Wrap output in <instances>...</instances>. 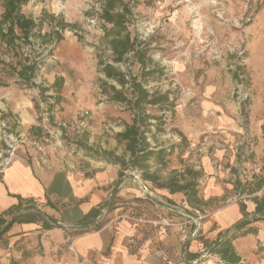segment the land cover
<instances>
[{"label":"rangeland","instance_id":"obj_1","mask_svg":"<svg viewBox=\"0 0 264 264\" xmlns=\"http://www.w3.org/2000/svg\"><path fill=\"white\" fill-rule=\"evenodd\" d=\"M153 1V7L134 12V26L142 40L154 37L151 45L154 49L150 52L152 64L163 72L156 79H151L147 88L172 89L176 107L173 117L167 119L164 131L156 133L155 139L150 134L147 136L153 144L166 148L175 146L167 164L151 162L150 171H158L161 181H165L175 174L177 166L174 163L193 164L203 153L213 157L215 150L212 146H223L226 153L235 156L237 163H243L255 145L250 126L249 98L257 95L258 88L264 83V76L258 75L254 69L263 56L259 49L264 46V0ZM97 9L98 5L93 0H30L23 7V12L35 19H45L42 33L50 31L48 19L51 15L76 24V27L64 29L62 40L50 53V45L35 43L25 47L29 56L38 60L44 58L33 78L32 87L5 76L2 77L5 86H0V95L7 94L9 100L14 99L13 95L35 99L36 127H43L45 135L56 137L75 156L84 154L75 146L77 129H69L73 124L69 118L73 114L80 125L96 121L105 124L110 140L122 122L130 119L124 106L100 93L99 81L104 78L98 71L101 30L96 19L90 17V12ZM234 72H238V79L234 78ZM41 87L48 88L43 95ZM96 106L104 112H98ZM6 109L0 111V152L3 155L13 153L14 147L23 139L15 131L20 118ZM177 130L187 141L180 147H176L181 141ZM45 135L41 137L46 138ZM230 154L223 156V169H227ZM256 167L251 169L256 176L254 178L260 175L255 173ZM228 198H222V203H226ZM193 206L208 212L206 205ZM125 220H119L117 225H124ZM149 233L151 238L152 228ZM188 239L179 243L183 244ZM160 243L158 238V248ZM205 252H200V256ZM167 255L170 262L171 253ZM173 256V264H182L180 253ZM198 264L220 263L213 258H202Z\"/></svg>","mask_w":264,"mask_h":264},{"label":"crops","instance_id":"obj_2","mask_svg":"<svg viewBox=\"0 0 264 264\" xmlns=\"http://www.w3.org/2000/svg\"><path fill=\"white\" fill-rule=\"evenodd\" d=\"M259 52L263 56L254 69L258 75L264 76V46ZM8 97L7 94L0 95V104L8 107H0V111L6 109L20 118L15 131L23 139L14 147L9 164L0 170V215L8 220L13 212L23 219L38 213L43 218L15 220L8 227L0 239V264H164L161 262L162 250L171 253L172 259L167 264H173V255L179 253L182 264H188L195 258L194 255L205 252L207 246L243 217L241 205L247 218L255 216L256 198L260 201L264 188V83L258 88L257 95H250L249 98L250 126L255 145L250 149L247 160L239 164L223 146H212L215 150L213 157L203 153L193 164L174 163L178 173L186 166L201 172L197 178L200 182L199 196L203 200L201 204L208 208V216L197 229L200 234L197 232L195 238L183 244L179 243L182 240L173 229H161L158 233L160 248L152 252L137 250L127 244V238L136 234L149 239L151 228L147 226L139 233L136 224L125 219L124 225H117L121 219H113L100 230L74 236L70 241L65 229L84 227L75 224L88 218L93 209L102 206L101 212H104L112 196L117 200L114 212L121 210L123 201L142 198L138 204L142 214L155 216L161 209L160 213L168 218H184L191 214L193 205L171 210L164 207L158 209L153 202L155 196L163 198L165 204L176 205L184 199V194L156 188L142 180L140 171L125 170L120 176L118 164L85 155H72L56 137L45 135L42 130L41 133L36 132L35 99L13 95L14 99L9 100ZM96 108L98 112H104L99 106ZM69 119L73 122L69 129H77L76 142L94 149L112 150L120 156L126 155L125 143H118L115 138L110 140L105 124L96 121L80 125L75 114ZM124 121H128L127 118ZM121 129L122 124L118 131ZM225 154L231 157L227 169H223ZM254 166L260 168L257 178L251 172ZM256 181H260L258 188L253 186ZM235 183L239 184L238 188ZM234 196L242 198L222 203V198ZM147 197L150 200L146 202ZM31 204L34 208H25ZM49 223L54 226L44 227ZM247 227L254 228L255 232L234 239L232 248L243 264H264V254L255 253L257 244L264 243V220L254 221ZM195 231L193 228L189 231L190 238ZM66 241L69 243L65 247L63 244Z\"/></svg>","mask_w":264,"mask_h":264},{"label":"trees","instance_id":"obj_3","mask_svg":"<svg viewBox=\"0 0 264 264\" xmlns=\"http://www.w3.org/2000/svg\"><path fill=\"white\" fill-rule=\"evenodd\" d=\"M29 1L0 0V49L2 51L1 55L7 57L0 55V86H5L2 82V77L5 76L16 78L23 85L32 87L33 78L39 71L44 58L38 60V58L29 56L25 52V47L27 45L31 47L35 43L39 46L50 45V53L54 46L62 40V31L66 28L76 27V24L66 23L61 17L51 15L48 19L50 31L42 33L41 29L45 19L43 17L35 19L23 12V7ZM93 1L98 5V9L96 11L92 10L93 13L90 12V17L96 19L101 30L98 71L102 73L104 78L99 81L100 93L106 95L110 101L124 106L130 115L129 121H123L122 129L114 134V138L118 143H125L126 155H117L112 150L94 149L79 142L75 143L76 149L90 158L105 159L118 164L121 169L120 176L123 175L125 170L140 171L143 181L153 184L156 188H167L172 193L182 192L189 205H200L203 201L199 196L200 186L197 182V178L201 175L200 171L186 166L181 173L175 172L165 181H161L158 171H150L151 162H156L159 165L167 164L175 146L172 145L166 148L161 144H153L148 141L147 136L150 134L155 139L156 133L163 132L167 119L173 117L176 107L172 89L160 91L147 88L148 82L151 79H156L163 72L152 64L150 52L154 49L151 46L154 37L150 36L148 41L142 40L134 26V12L136 9L151 8L154 6V1ZM120 66H123V69ZM233 75L235 79L239 78L238 72H234ZM55 83L57 85L58 81L56 80ZM245 83L247 84V81ZM47 89L41 87L40 93L43 95ZM42 128L37 126L38 130L36 132L39 133ZM177 131L181 141L176 144V147H180L187 141L184 134L179 130ZM254 186V188H258L260 181H256ZM235 187L238 188L239 184L235 183ZM147 200H150V198L147 197L145 201L147 202ZM116 202L117 200L112 196L104 212H101L102 206L93 209L88 218L75 224V226L87 227L86 230L65 229L69 241L74 236L100 230L115 216L124 212L136 216L143 213L138 205L142 202V198L123 201L121 210L114 212ZM25 208H34V205L31 204ZM240 210L243 217L232 228L227 229L212 244L207 246V258H216L220 264H243L240 256L232 248V241L248 233L255 232L254 228L247 227L250 223L260 219L264 220V188L260 201L256 198L255 216L247 218L248 215L244 212L243 205L240 206ZM16 214L17 212H13L8 220L0 215V230ZM42 218L40 214L32 213V217L23 219L20 216L15 222L34 221ZM93 223L95 225L90 226ZM53 226L52 223L44 224L46 228ZM200 232L199 230L198 234ZM3 234L0 235V239ZM69 241H66L63 246L66 247ZM255 253L264 254V243L257 244ZM194 256V259H196L200 254Z\"/></svg>","mask_w":264,"mask_h":264},{"label":"built area","instance_id":"obj_4","mask_svg":"<svg viewBox=\"0 0 264 264\" xmlns=\"http://www.w3.org/2000/svg\"><path fill=\"white\" fill-rule=\"evenodd\" d=\"M44 122H43V125H44ZM11 155L12 153L10 152L5 155H3L0 152V170L9 164ZM254 171L256 174H259L260 168L256 167L254 168ZM150 196H152V194ZM153 198H154L153 202L156 208L158 209L164 207L166 209L175 210L178 208H184L189 205L185 199L181 200L179 204L169 205V204H165V202L160 198H156L155 196H153ZM241 198L242 196H237V197L234 196V197L228 198L225 202L229 203L231 201H236ZM37 208H39V206H37ZM160 210L155 214L154 217H149L145 214L136 216V215H129V214H124V213L121 215L115 216L114 219H126V220H130L134 222L138 226L139 233H141L143 229L147 226L152 228L153 236L151 238L147 239L143 235L136 234V235H132L127 238V244L137 248V250L154 251L156 248H158L157 247L158 233L161 229H165V230L173 229L178 234L179 238L182 241H184L188 239L190 235L189 231L192 230V228L193 230L194 229L197 230L200 227L202 220L208 216V212L206 210L201 209L196 206H192L191 214L184 218H181L179 216L168 218L166 216H163L160 213ZM207 256L208 254L206 251L198 258L191 260L188 264H198L200 259L207 258ZM161 259L164 262H169V257L166 251L164 250L161 251Z\"/></svg>","mask_w":264,"mask_h":264},{"label":"water","instance_id":"obj_5","mask_svg":"<svg viewBox=\"0 0 264 264\" xmlns=\"http://www.w3.org/2000/svg\"><path fill=\"white\" fill-rule=\"evenodd\" d=\"M17 215L16 216H14L13 218H11L4 226H3V228L0 230V235H2L7 229H8V227L17 219ZM93 225H95V224H92L91 226H93ZM74 229H83V230H86L87 229V227H80V228H77V227H75ZM197 232H198V230H196L194 233H193V235L191 236V238L192 237H194L195 235H197ZM191 238H189V240L191 239Z\"/></svg>","mask_w":264,"mask_h":264}]
</instances>
